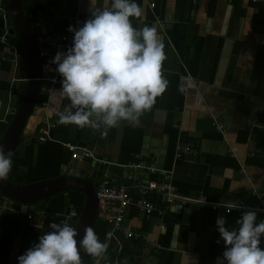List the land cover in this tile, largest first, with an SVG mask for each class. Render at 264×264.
Wrapping results in <instances>:
<instances>
[{"label": "crops", "instance_id": "obj_1", "mask_svg": "<svg viewBox=\"0 0 264 264\" xmlns=\"http://www.w3.org/2000/svg\"><path fill=\"white\" fill-rule=\"evenodd\" d=\"M21 1L29 22L35 24L32 33L36 44L40 38H69L59 52H66L73 44L74 33L68 31L69 26L82 27L94 9L102 10L111 4V0ZM10 2L4 0L0 8V123L4 125H0V141L24 102L31 73ZM135 2L143 15L131 18L133 27L155 28L164 45L162 73L168 81L165 91L137 122L122 120L102 137L103 127L96 130L57 124V112L68 103L59 94L62 77L57 74L56 84L39 78L34 108L12 151L18 160L16 176L54 175L56 171H50L51 164L41 156L43 146H52L51 154L56 160L60 159L61 149L66 151L68 161L58 170L59 176L32 184L66 175L92 182L96 191L105 179L120 182L123 165L145 161L154 162L162 170H173V183L184 196L206 197L223 206L264 207V0H187L185 10L180 12L178 0ZM7 22L12 26L8 27ZM214 123H219L223 132ZM42 130L49 131L44 142L39 139L44 136ZM66 144L78 147L83 154L73 159ZM184 146L191 147L192 152L187 153ZM85 150L92 156L86 157ZM97 159L108 163L100 164ZM84 161H89L88 170L92 167L95 174L101 172L100 176L93 177L88 171L80 175ZM92 161L97 165L93 166ZM36 168L40 174L32 172ZM72 169L77 176L70 173ZM151 178L161 180L158 175ZM54 196L34 203V211L22 212V204L0 192V264L7 250L8 264L18 263L26 236L37 235V229L51 231L50 223L66 220L73 210L77 216L69 224L77 228L82 212L73 204L67 215L52 211V201L46 199ZM155 200L160 202L158 196ZM190 205L176 202L166 208L163 217L148 216L130 206L123 227L134 236L123 241L124 255L119 242L111 241L102 257H96L94 262L91 256V264H220L225 244L217 229L218 219L223 218L231 230L238 227L236 221L241 214L249 210L227 213L223 207ZM220 211L225 212L223 217ZM251 211L257 212V223L264 220L263 212ZM30 214L32 220L28 218ZM98 221L109 226L101 241L108 243L106 236L111 226L97 213ZM38 242V237L29 240L27 250ZM260 247L264 249V238Z\"/></svg>", "mask_w": 264, "mask_h": 264}, {"label": "clouds", "instance_id": "obj_2", "mask_svg": "<svg viewBox=\"0 0 264 264\" xmlns=\"http://www.w3.org/2000/svg\"><path fill=\"white\" fill-rule=\"evenodd\" d=\"M142 15L135 0H111L110 6L94 9L82 27L69 26L73 44L52 60L62 77L59 94L68 101L57 112V124L103 127V137L120 121L137 122L152 108L167 87L162 73L166 57L155 28L133 27L131 18ZM11 169L10 154L0 145V180H6ZM236 225L230 230L223 218L217 221L225 244L220 264H264V220L257 223V212L249 210ZM49 228L18 257V264H81V248L93 257L107 251L108 243H102L92 227L84 229L79 247L78 232L68 222H52Z\"/></svg>", "mask_w": 264, "mask_h": 264}, {"label": "built area", "instance_id": "obj_3", "mask_svg": "<svg viewBox=\"0 0 264 264\" xmlns=\"http://www.w3.org/2000/svg\"><path fill=\"white\" fill-rule=\"evenodd\" d=\"M4 0H0V8ZM154 7V4H152ZM67 36L62 37H48L40 38L38 46L41 49L40 55L42 58V74L40 81L50 84L58 82V72L55 71L56 65L52 63L53 53L59 52L68 42ZM4 41V40H3ZM49 91V90H48ZM214 125L223 132V128L219 123ZM44 136H40V141L44 142L49 138V131L42 130ZM68 150L72 152V158L77 159L80 157L79 148L72 144L65 145ZM187 153L192 152L191 147L184 146ZM86 157H91L92 154L87 150L84 151ZM176 158H180V154L176 153ZM100 164H107V160L97 159ZM154 175L161 177V180L151 178ZM107 176V175H106ZM174 173L173 170H162L154 162L147 163L145 161L130 163L123 165V175L120 182H111L112 180L105 179L96 188V196L98 199V217L111 226V231L107 234L108 245L111 241L119 242V250L123 249V241L132 239L134 234L123 227V222L127 209L130 206H136L139 210L148 216L157 215L163 217L166 213V208L176 202L198 203L212 207L213 209L224 208L227 213L234 209H248L257 210L264 213V207L260 204H240V205H227L223 206L218 202H211L206 197L199 199L190 198L182 195L173 183ZM160 198V202L156 199ZM2 204L0 201V208ZM228 209V210H227ZM77 216L75 210L69 214L66 220L61 222H68L73 217ZM30 220L33 215L28 216Z\"/></svg>", "mask_w": 264, "mask_h": 264}, {"label": "water", "instance_id": "obj_4", "mask_svg": "<svg viewBox=\"0 0 264 264\" xmlns=\"http://www.w3.org/2000/svg\"><path fill=\"white\" fill-rule=\"evenodd\" d=\"M9 7L14 18V24L20 33L24 48L27 51V57L30 61L31 68L29 80L30 85L24 102L15 115V118L9 126L7 132L0 141V145L5 146V154H10L11 156L12 151L16 148L19 142V137L22 133L25 122L35 105V99L40 89L39 78H41L42 74V58L40 55L41 49L38 48L36 39L32 33L35 24L29 22L28 17L22 7V1L11 0ZM5 18H9V15H5ZM6 25L10 27L12 26V23L7 22ZM38 28L40 29V25ZM46 33L47 31L45 30V34ZM12 53V57L14 58V51ZM82 154L83 152L80 149L79 155ZM83 159L86 160V158ZM92 165L96 166L97 163L92 161ZM83 166L84 170L80 171V175L85 176L86 172L88 171L89 173L93 174V177L100 176L101 172L95 174L92 167L89 168V170L87 169L89 167V161H84ZM70 173L73 174V176H77V171L74 169H72ZM69 190H78L86 196V204L76 228L78 232L76 239L79 247V242L84 235V229L86 227L93 228L97 219L98 199L96 196L95 186L92 182L78 177L69 178L66 175L28 186H15L7 179L0 180V192L7 198L22 204V212L34 211V207H32L34 203L46 197H51L60 192H66ZM190 206V203L186 204V207ZM224 214L225 212L220 211L221 217H223ZM95 260L96 257H93L94 262Z\"/></svg>", "mask_w": 264, "mask_h": 264}, {"label": "trees", "instance_id": "obj_5", "mask_svg": "<svg viewBox=\"0 0 264 264\" xmlns=\"http://www.w3.org/2000/svg\"><path fill=\"white\" fill-rule=\"evenodd\" d=\"M186 1L187 0H178L177 6L179 8L178 9L179 12H180V10L181 11L185 10ZM0 125H3V124L0 123ZM2 135H3V132L1 131L0 136H2ZM52 148H53L52 146H48V147L43 146L42 150H41V156L48 165L51 164L50 167L52 169H50V171H52V172L56 171L54 175H48V176H45L43 178H33L31 175H30L31 177H29L28 175H26V176L17 175L16 176L18 167L16 169L15 164L17 163L18 160H17V154L14 151L10 156L11 161H12V169H11L7 179L14 184H25V185H27V184H32V183L41 181L42 179H48V178L59 176L58 170H60V167L62 165H64V163L66 161H68V157H67V155H65L66 151L60 149V152L58 154V157H60V159L56 160L54 155L51 154ZM47 152H49V153L45 157V154H47ZM32 172L33 173L35 172L36 174H40V170L38 168L32 169ZM85 199H86L85 195L79 191H68V192H62L58 195H55L52 198L46 199V202L52 201V204H51V210L52 211H54V212L60 211L61 213H64L67 215L69 213V207L72 204L78 209L79 213H81L83 208H84V205H85ZM93 229L96 232L97 236L99 237L100 241H102L104 239L105 233L109 229V226L106 223H102V222L98 221L96 223V225L93 227ZM30 230H31V228H30ZM37 231H38L37 235H34V236L28 235L25 237L26 240H24V242L22 243L23 249L21 250L22 253L20 252V256L26 252V250H27L26 247L28 245L27 242L29 240H31V239L36 240V237L39 238L40 235H44L45 233H47V231H45L43 229L42 230L37 229ZM9 243H11V239L6 244L8 245ZM124 251H122V253H121L122 255H124ZM0 257H1V255H0ZM80 257H81V264H91V256L89 254H87L86 252H82L80 250ZM2 258L5 259V261H2L3 264H8V260H9V251L8 250L5 253L3 251ZM16 264H18V263H16Z\"/></svg>", "mask_w": 264, "mask_h": 264}, {"label": "rangeland", "instance_id": "obj_6", "mask_svg": "<svg viewBox=\"0 0 264 264\" xmlns=\"http://www.w3.org/2000/svg\"><path fill=\"white\" fill-rule=\"evenodd\" d=\"M94 183H96V182L94 181Z\"/></svg>", "mask_w": 264, "mask_h": 264}]
</instances>
